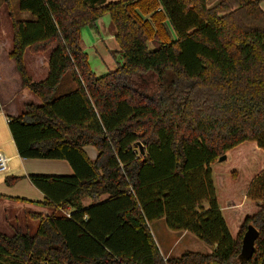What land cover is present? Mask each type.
I'll use <instances>...</instances> for the list:
<instances>
[{
    "label": "trees",
    "instance_id": "trees-1",
    "mask_svg": "<svg viewBox=\"0 0 264 264\" xmlns=\"http://www.w3.org/2000/svg\"><path fill=\"white\" fill-rule=\"evenodd\" d=\"M209 1L19 0L35 18L22 21L4 0L9 57L39 100L8 119L18 153L75 174L28 176L54 211L35 233L0 232V264H264V0ZM105 15L119 61L98 77L81 33ZM68 75L74 89L57 97ZM160 219L213 251L164 258L149 226ZM250 225L260 235L241 260Z\"/></svg>",
    "mask_w": 264,
    "mask_h": 264
},
{
    "label": "crops",
    "instance_id": "crops-1",
    "mask_svg": "<svg viewBox=\"0 0 264 264\" xmlns=\"http://www.w3.org/2000/svg\"><path fill=\"white\" fill-rule=\"evenodd\" d=\"M19 20L31 21L35 20V18L30 13L20 10ZM99 21H101V19H99L97 23ZM98 34L99 29L97 32L94 30V35H96L95 39L97 38V41L94 43L95 46L104 41L101 35L97 36ZM112 38L116 41L114 32H112ZM10 44L11 37L7 32H3L2 38H0V151L11 159L10 163L13 160L16 162V165L11 168L9 165L8 172L11 173L5 176L0 173V232L7 235H12L17 228L35 233L38 226L37 216L42 215L43 218H46L54 211L52 208L43 207L36 203L43 202L45 200V195L31 183L28 179L29 175L71 176L75 174L73 167L66 160L23 159L20 157L10 132L8 119L10 117H17L27 102L37 103L39 100L29 89L23 86L16 64L14 60L9 57ZM82 46L89 56L83 40ZM110 55L112 57L110 61H114L112 66H117L113 53ZM45 61L43 56H36L34 58L31 66L34 76L44 78L46 74L44 70L46 65ZM64 83L66 87L61 94H66L74 89V83L70 76L64 78L63 84ZM84 151L91 162L94 163L97 160L99 152L94 146H86L84 147ZM18 165L21 168L19 171H16L14 168ZM6 177H20V179L9 185L5 181ZM24 181H28V183L34 187L31 188L32 194L34 195L33 198L26 197V195L17 190L16 187ZM108 197V195H103L99 197V201L106 200ZM13 198H19L20 201L14 200ZM93 198H83V205L86 207L91 205L95 201ZM72 211V209L67 208V212L65 213L69 216ZM155 223H159L158 226H156V231L153 228ZM149 226L161 254L166 259L180 257L187 251L203 254L211 253H208L209 250L200 251L199 248L203 246L195 240V242L192 241L191 238L188 239L190 233L170 230L165 223V219L153 221ZM187 240L190 243L193 242L192 248L196 247L197 249H191L185 246L184 244Z\"/></svg>",
    "mask_w": 264,
    "mask_h": 264
},
{
    "label": "rangeland",
    "instance_id": "rangeland-1",
    "mask_svg": "<svg viewBox=\"0 0 264 264\" xmlns=\"http://www.w3.org/2000/svg\"><path fill=\"white\" fill-rule=\"evenodd\" d=\"M105 1L107 3H109V2H117L119 0H105ZM219 1L220 0H210L209 6L210 7L216 6L217 4H219ZM11 4H12L13 12H14L16 18L20 19L19 0H11ZM261 7L264 10V1L261 2ZM100 19H101V21H99L98 23L96 22L95 24L88 25V26L84 27L82 29V36H81L82 40L84 41L85 47H87V51L89 53V62H90L91 68H92L93 72H95V74L98 77L107 75L108 73H110L111 71H113L117 68V66H112L114 61L113 62L110 61V60H112V57L110 54L113 53L114 59H116V61H119L118 53L116 54V50L118 51L119 47H118L117 42L114 40V38H112V32H114V29H113L114 27H113L112 22L110 20V16L105 15V16L101 17ZM5 24H7L9 30L7 29L6 31H3L2 29L4 28ZM10 25H11V22H10L9 17H8V11H7L6 4H5L4 0H0V29L3 32H8L10 35V32H11ZM169 28H170V23H169ZM98 29H99V34L97 36L101 35V37L104 41L98 43V45L95 46L94 43L97 41V38L95 39L96 35H94V30L97 32ZM29 55H30V53H28V55H27L28 61H29V57H28ZM68 76H70V75H68ZM65 87H66V84L62 83L61 87L59 88V90L57 92V97L60 95H63V94H61V92L63 93V90ZM228 160L229 161L220 163L218 165H221L222 168H228L232 164H234V162H231L230 158ZM15 165H16V162L13 160L10 163V168L15 166ZM20 168L21 167L18 165L14 169L16 171H19ZM9 173H11V172H7V173L2 174V175L5 176V175H8ZM217 176H218V173L215 170V172H214V179L215 180L217 179ZM16 188H17V190L20 191V193H23L24 195H26V197H32V198L34 197V195L32 194V189H31L34 187H32V185H30V183H28V181H24L23 183H20L18 185V187H16ZM33 190H36V189H33ZM158 224L159 223H155V225H153V228L155 229V231H156V226H158ZM31 233H34V232H31ZM190 238L192 241L195 240L201 246H203V247L199 248L200 251H202V250L208 251L209 250L208 253L212 252V250H213L212 247L201 242L199 239H197L191 233H190L188 239H190ZM184 245L187 247H190L191 249H197L196 247L192 248L193 242L190 243V242H188V240L185 242Z\"/></svg>",
    "mask_w": 264,
    "mask_h": 264
},
{
    "label": "water",
    "instance_id": "water-1",
    "mask_svg": "<svg viewBox=\"0 0 264 264\" xmlns=\"http://www.w3.org/2000/svg\"><path fill=\"white\" fill-rule=\"evenodd\" d=\"M226 158L227 156L224 155L219 159V161L222 162L226 160ZM259 235H260L259 231L254 226L250 225L248 227V230L245 233L242 241V251L239 257L241 260H249L253 257L256 250L255 243L259 238Z\"/></svg>",
    "mask_w": 264,
    "mask_h": 264
},
{
    "label": "built area",
    "instance_id": "built-area-1",
    "mask_svg": "<svg viewBox=\"0 0 264 264\" xmlns=\"http://www.w3.org/2000/svg\"><path fill=\"white\" fill-rule=\"evenodd\" d=\"M10 158L0 151V173L4 174L9 171Z\"/></svg>",
    "mask_w": 264,
    "mask_h": 264
}]
</instances>
